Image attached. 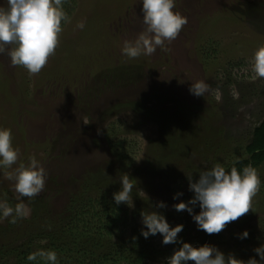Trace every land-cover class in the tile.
Returning a JSON list of instances; mask_svg holds the SVG:
<instances>
[{"label": "rangeland", "instance_id": "obj_1", "mask_svg": "<svg viewBox=\"0 0 264 264\" xmlns=\"http://www.w3.org/2000/svg\"><path fill=\"white\" fill-rule=\"evenodd\" d=\"M140 2L66 0L70 22L62 21L59 46L39 74L13 66L7 51L14 45H5L0 54V126L12 130L13 146L21 155L12 169H0V200L6 191L17 197L5 174L21 162L27 165L30 156L47 172L45 188L36 197H49L52 207L61 208L86 186L91 197L111 196L128 174L133 192L129 206L122 204L129 214L148 199L150 205L163 201L169 224L184 225L178 236L185 242L208 243L244 261L259 259L253 249L264 244V163L257 169L262 184L252 210L219 234L206 239L187 212L171 206L191 198L188 178L195 181L216 163L225 167L235 154L247 157L246 145L264 118V78H256L251 69L253 53L264 45V0H175L173 11L188 21L177 38L150 56L130 59L121 49L144 28ZM80 21L83 30L76 27ZM207 51L213 54L208 59ZM197 81L208 85L203 97L189 92ZM227 96L234 99L231 104H226ZM188 119L192 129L213 136L199 139L196 130L183 134L191 127L182 128ZM223 137L226 151L198 148L197 143ZM177 192L184 195L174 201ZM30 216L22 219V231L9 228L24 235L17 243L28 238ZM6 220H0L4 229ZM244 230L248 238L237 239ZM154 238L163 254L146 264H164L178 245H162L159 234ZM8 262L20 264V258Z\"/></svg>", "mask_w": 264, "mask_h": 264}, {"label": "clouds", "instance_id": "obj_2", "mask_svg": "<svg viewBox=\"0 0 264 264\" xmlns=\"http://www.w3.org/2000/svg\"><path fill=\"white\" fill-rule=\"evenodd\" d=\"M65 2L66 0H6L5 7L4 0H0V54L6 52L5 45H14L7 51L12 65L25 68L30 75L39 74L59 46L62 21L65 24L70 22L63 7ZM140 5V19L144 28L134 41L125 40L121 49L122 55L130 59L154 54L166 41L175 40L188 22L186 16L173 11L175 0H141ZM76 27L83 30L85 23L80 21ZM251 69L256 78H264V45L253 53ZM207 90L208 85L203 81L192 83L189 88V92L196 97H203ZM20 155V149L13 146L12 130L0 126V169H12ZM5 175L14 182L19 202L13 207L6 199L0 200V220L8 219L9 223L15 224L30 215L31 209L24 198L31 200L44 190L47 172L35 156H30L27 165L21 162ZM261 184L258 170L251 164L242 170L232 166L228 171L221 163H216L210 169L201 171L195 181L188 178L191 198L186 202L181 200L171 207L176 212H187L197 231H203L206 235L219 234L229 223L237 221L252 210L253 198L260 191ZM132 189L129 175H122L120 190L113 193L112 197L115 204L129 206ZM183 195V192H177L172 199L179 200ZM197 207L198 213L195 212ZM155 208L166 209L168 205L159 201ZM140 215V235L144 239L159 234L162 245H178L166 257L165 264H264V244L253 249L259 259L249 258L244 261L231 253L226 256L216 246L208 243L194 246L185 242L178 236L184 225L171 226L160 211L141 212ZM248 236L247 230L236 234V238L240 240L247 239ZM38 258L43 264H60L54 249H37L26 257L30 262L37 261Z\"/></svg>", "mask_w": 264, "mask_h": 264}, {"label": "trees", "instance_id": "obj_3", "mask_svg": "<svg viewBox=\"0 0 264 264\" xmlns=\"http://www.w3.org/2000/svg\"><path fill=\"white\" fill-rule=\"evenodd\" d=\"M200 43L197 45H201ZM205 54L208 59L212 53L207 51ZM168 59L169 57H167ZM120 69L122 67L118 68V72ZM106 74L107 77H112L110 71ZM224 100L226 104H231L234 99L227 96ZM193 107L196 108L195 105ZM186 121L187 124L182 128L191 127L184 130L183 134L191 136L196 129H192L190 119ZM202 134H208L210 138L213 136L207 130L204 132L202 128L196 130V136L198 135L199 139ZM110 136L111 134H106L105 138L110 140ZM215 138L214 136L213 139ZM209 139L200 144L197 143L198 148H202L203 152L226 151L228 142L224 137L219 142ZM245 151L247 157L235 154L231 161L225 165L226 170L230 171L232 166L242 170L249 164L258 169L264 163V118L255 126ZM112 189L115 193L120 190V187L114 186ZM88 190L87 186L83 187V190L78 193L79 196L73 195V200L64 203L61 208L52 207V199L49 197L38 199L35 196L31 200L24 198L25 203L31 209V216L26 228L28 238H23L21 243H17L20 237L24 236L21 235L22 232L18 233L23 230L22 222L24 220L22 219L15 224L9 223L7 219L6 229L0 225V264H10L8 261L14 257L20 258V264H43L39 258L33 262L26 259L29 253L37 249H54L60 264H146L148 259H156L163 254V251L153 244L154 236L144 239L140 235L142 224L139 225L137 222L141 221V212L150 213L155 210L165 215V209H156L155 204H148V199L144 207L137 206L132 214H129L123 204L119 206L115 204L112 198L113 194L111 197L105 192L99 193L100 197L95 198L93 195L89 196ZM4 198L13 207L19 202L12 193L7 195V191L4 193ZM188 219L187 216L186 220L189 221ZM10 227H18V232L12 233ZM205 236L206 239L211 237L206 234ZM133 237L136 239L133 240ZM206 239L203 240V243Z\"/></svg>", "mask_w": 264, "mask_h": 264}]
</instances>
